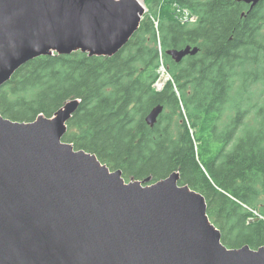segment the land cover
Instances as JSON below:
<instances>
[{"label": "trees", "instance_id": "obj_1", "mask_svg": "<svg viewBox=\"0 0 264 264\" xmlns=\"http://www.w3.org/2000/svg\"><path fill=\"white\" fill-rule=\"evenodd\" d=\"M144 2L148 13L117 55L34 59L0 89V113L30 123L79 100L64 142L122 170L126 182L153 184L178 173L180 185L205 198L226 247L258 250L264 246V0L252 10L241 0ZM176 6L197 21H182ZM187 47L199 51L179 63L167 54ZM162 64L172 81L158 91ZM158 106L164 111L149 126L146 118Z\"/></svg>", "mask_w": 264, "mask_h": 264}, {"label": "water", "instance_id": "obj_2", "mask_svg": "<svg viewBox=\"0 0 264 264\" xmlns=\"http://www.w3.org/2000/svg\"><path fill=\"white\" fill-rule=\"evenodd\" d=\"M241 1L252 10L261 0ZM144 14L139 0H0V89L39 57L117 55ZM198 51L167 54L179 63ZM79 107L72 100L30 123L0 113V264H264V246L222 243L205 198L178 173L126 182L64 142Z\"/></svg>", "mask_w": 264, "mask_h": 264}, {"label": "built area", "instance_id": "obj_3", "mask_svg": "<svg viewBox=\"0 0 264 264\" xmlns=\"http://www.w3.org/2000/svg\"><path fill=\"white\" fill-rule=\"evenodd\" d=\"M160 75H161V78L160 80L156 83L155 87L157 90H161L164 88L165 84L172 80V77L169 75V73L167 72L165 66L162 64L161 67H160ZM246 208H249V207H246ZM250 211H252L250 209ZM254 213V216L256 218H262V216L259 214V213H256L254 211H252ZM255 218H251L250 220L253 221Z\"/></svg>", "mask_w": 264, "mask_h": 264}, {"label": "rangeland", "instance_id": "obj_4", "mask_svg": "<svg viewBox=\"0 0 264 264\" xmlns=\"http://www.w3.org/2000/svg\"><path fill=\"white\" fill-rule=\"evenodd\" d=\"M143 1H144V0H140L141 3H143ZM175 10H176V14H177V17H178V18H185L183 12H179V11L176 9V7H175ZM146 13H148V12L146 11Z\"/></svg>", "mask_w": 264, "mask_h": 264}, {"label": "flooded vegetation", "instance_id": "obj_5", "mask_svg": "<svg viewBox=\"0 0 264 264\" xmlns=\"http://www.w3.org/2000/svg\"><path fill=\"white\" fill-rule=\"evenodd\" d=\"M247 6H249V7H250V9H251V5H250V4H247Z\"/></svg>", "mask_w": 264, "mask_h": 264}]
</instances>
